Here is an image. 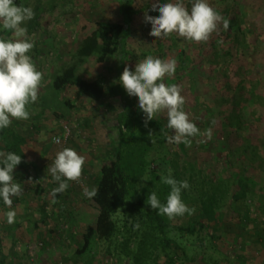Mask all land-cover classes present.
I'll return each instance as SVG.
<instances>
[{
	"label": "rangeland",
	"instance_id": "374dc122",
	"mask_svg": "<svg viewBox=\"0 0 264 264\" xmlns=\"http://www.w3.org/2000/svg\"><path fill=\"white\" fill-rule=\"evenodd\" d=\"M186 1L184 0L185 6L190 9L191 4ZM139 3L145 6L156 2L139 0ZM20 4L32 7L35 13L26 27L29 37L34 41L30 55L43 79L37 102L28 106L30 118L12 122L28 139L26 151L30 165L26 172L15 175L16 181L23 189L22 195L13 200L12 207L17 212L15 223L6 222L5 213L9 209L0 202V245L3 252L12 264H133L132 257L122 255L117 249L118 242L124 241L121 237L112 243L97 241L83 258L76 257L77 245L73 244L72 237L83 233L88 227H95L98 217L97 206L91 199L83 196V189H93L94 183L90 175L97 170L101 161L114 157V149L118 145V130L115 124L119 114L134 115L146 123V117L138 107V97L128 95L119 83L124 68L131 67L135 70L139 61L148 56L177 59L184 44L190 45L191 53L199 52L198 48L201 46L176 34L166 39L151 36L152 26L145 22V14L158 17L159 12L143 13L136 19V31L129 43L124 67L121 69L118 58H110L101 71L107 89L105 98L99 103L82 100L75 108L68 109L64 95L51 88L52 77L72 65V56L83 40L93 34L97 23L121 21L119 2L21 0ZM214 9L230 21L235 16L240 18L246 39L252 43L253 52L256 53V58L252 61L256 68L253 67L251 75L249 72L251 77L246 80L245 88L253 86L256 95L264 94V78L262 81L258 79V76L264 74V0H218ZM10 36V32L0 31V37ZM228 43L230 44V41ZM97 57L95 55L77 64L78 78L86 79L93 75ZM205 65L206 69L213 67L206 62ZM178 67L173 77L165 78V83L181 85V94L185 98L184 110L191 120L201 122L200 127L204 128V124H209L211 117L208 115L206 119L203 110H212V119L216 118L220 108L223 112L226 111L227 115L230 107L227 109L223 98L216 96L217 89L213 85L225 66L220 65L218 70L213 67L212 73L202 72L200 67H196L194 72L185 71L180 65ZM113 88L116 90H111ZM189 93L192 95L189 96ZM214 99H217L218 103L214 104ZM251 103H254V100ZM248 106V112H244L251 115L250 112H253L254 108L250 103ZM153 122H160L162 126L159 127ZM247 122L254 128L257 127L256 132L247 133L255 144H262L261 149L264 152V120L257 126L254 125L252 117L248 118ZM147 123L152 124V132L158 136L160 143L146 158L149 167L145 176L133 184L131 198L137 201L151 192L166 191L169 186L161 183L160 177L167 175L171 169L175 179L189 182L190 188L182 192V199L194 211L191 215L185 214L173 219L166 217L172 224L186 227L199 216V210H195L198 205L194 204L199 193L196 192L199 182H203L204 186L209 180L219 182L227 179L225 173L229 167L224 159L226 148L223 143L235 148L241 142L235 139L236 137L229 141L223 140V132H214L211 128V139L199 136L191 138L190 145L169 144L166 137L174 134V130L167 128L166 112L157 114L155 119ZM56 139H59V144L55 142ZM65 147L72 148L82 155L85 164L80 181H69L65 192L53 196L52 190L58 184L51 174L47 175V168L51 166L57 152ZM2 149L0 138V151ZM262 154L264 157V153ZM191 175L194 179L189 181ZM246 178L251 183L250 192L258 194L259 188L264 186V171L252 169L246 174ZM246 205V208L241 206L237 207V210H217L220 213V222L206 230L196 226L198 232L192 237L173 235L172 239L178 245L172 244L170 251H167L174 260L173 264H264V233H261L264 229V210H257L259 206L262 207L259 200L247 201ZM212 230L221 232L223 240H212ZM131 250H135L134 244ZM165 256L162 253L156 264H171Z\"/></svg>",
	"mask_w": 264,
	"mask_h": 264
},
{
	"label": "trees",
	"instance_id": "16d2710c",
	"mask_svg": "<svg viewBox=\"0 0 264 264\" xmlns=\"http://www.w3.org/2000/svg\"><path fill=\"white\" fill-rule=\"evenodd\" d=\"M15 2L20 4L21 0H15ZM118 2L121 21L97 23L93 34L83 40L72 56V65L65 67L52 77L50 86L64 95L65 106L68 109L75 108L76 104L82 100L99 103L105 98L107 89L104 85L102 69L104 70L110 58H118L121 69L124 67L129 43L136 31V19H139L143 13H154L151 11L152 4L144 6L139 3V0H118ZM155 2L164 3L165 0H155ZM208 2L212 8L218 4V0H208ZM186 3L190 4V0ZM239 19L235 16L230 21L227 31L220 26L207 42L197 43L201 46L198 48L199 52L191 53L190 45L184 44L175 59L177 69L180 65L185 71L194 72L196 67H200L202 72L212 73L213 67L218 70L220 65L225 66L222 73L217 75L218 80L213 82V85L217 89L216 96L223 98L227 109L230 107L228 110L225 109L229 112L225 115L226 111L223 112L224 110L220 108L216 118L212 119V110L210 112L207 108L203 111L206 119L211 117L209 124H204V128L200 127L201 122L196 121V124L201 131L211 127L214 132H223V140L229 141L232 137L240 140L241 144L235 148L223 143L226 148L224 159L229 167L225 173L227 179L219 182L209 180L204 186H202L203 182H199V189L196 190L199 193L194 202L198 205L195 210H199V216L195 222L186 227L172 224L166 216L157 214V211L146 203L148 195L133 201L131 198L133 184L137 179L145 176L149 167L146 158L154 148L159 146L160 140L153 134L151 123H143L134 115L120 113L115 124L118 130V145L114 149V157L111 160L101 161L97 170L90 175L94 183L93 188L97 193L91 201L97 206L98 217L95 227H88L83 233L72 237L73 244L77 245L76 257L83 258L97 241L112 243L121 237L124 241L118 242L117 249L122 255L132 257L133 264H156L162 253L173 264V258L167 254L172 244H177L172 239L173 235L192 237L198 232L196 226L206 230L220 222V213L217 210H237V207L241 206L246 208V202L250 200H259L262 207L259 206L257 210H264V186L259 188L258 194H253L250 192L251 183L246 178V174L252 169L264 171L262 144H255L253 138L247 133V131L256 132L257 130V127L254 128L247 122L248 118H253L255 126L264 120V94L256 95L253 86L249 89L245 88L246 80L251 77L249 72L251 75L253 67L256 68L255 63L252 62L256 58V53L253 52L252 43L246 39L244 27ZM95 55L98 57L93 75L86 79L78 78L77 64ZM220 60L224 61L219 63ZM205 62L213 67L206 69ZM191 75L190 73L189 76ZM263 78L264 74L258 76L259 81ZM191 95L192 93H189V96ZM216 100L214 99V104L218 103ZM252 100L254 103H251ZM248 103L254 108L253 112H250L251 115L244 112H248ZM192 121L195 120L192 119ZM153 123L159 127L162 126L160 122ZM0 138L3 145L2 151H13L22 155L21 164L14 170L16 178L18 174L29 169L30 159L26 151L29 145L28 139L14 125L0 130ZM152 140H155V143H152ZM176 175L179 177L178 173ZM192 179L194 177L191 175L189 181ZM205 187L208 189L205 190ZM169 192L170 187L166 191L158 190L157 195L162 202H166ZM0 202L4 205L2 201ZM137 223L140 228L134 229L133 226ZM212 231L213 233L210 234L212 240H223L221 232ZM261 233L263 235L264 229ZM132 244H134V251L131 250ZM13 250L12 245L11 251ZM0 254V264H12L9 262V257L4 254L2 245H0Z\"/></svg>",
	"mask_w": 264,
	"mask_h": 264
},
{
	"label": "clouds",
	"instance_id": "9594fccd",
	"mask_svg": "<svg viewBox=\"0 0 264 264\" xmlns=\"http://www.w3.org/2000/svg\"><path fill=\"white\" fill-rule=\"evenodd\" d=\"M190 4L189 9L184 0L154 3L151 11H158L159 16L145 14V22L152 26L151 36L166 39L176 34L189 42L199 43L207 42L221 24L225 31L229 29L230 20L212 8L208 0H190ZM34 15L32 7L17 4L15 0H0V31L11 33L9 38L0 37V130L9 128L13 120L26 121L30 118L28 106L37 102L42 87V73L30 55L34 41L29 37L26 27ZM176 68L174 58L148 56L139 61L135 70L125 67L119 83L128 95L138 97V107L144 113L146 123L155 119L157 114L166 112L167 128L174 130V134L166 137L169 144L190 145L191 138L199 136L211 139V127L201 132L184 110L185 98L181 94V85L165 83L166 77L175 75ZM55 142L60 143L59 139ZM21 162L22 155L13 151H0V201L9 209L5 213L8 224L16 221L13 200L23 192L21 184L14 177V170ZM84 164V157L72 148L65 147L57 152L51 166L47 168V175L51 174L58 184L51 194L56 196L65 192L69 181L79 182ZM160 181L170 187L166 202H161L157 193L151 192L146 203L153 210H158L157 214L169 219L191 215L194 210L182 199V192L190 188L189 182L175 179L171 169L167 175L160 177ZM96 194L94 188L83 189L85 198L91 199ZM133 227L139 229L140 225L137 223Z\"/></svg>",
	"mask_w": 264,
	"mask_h": 264
}]
</instances>
